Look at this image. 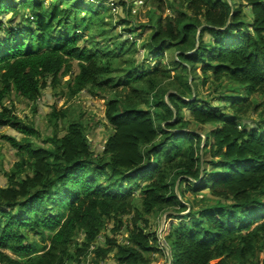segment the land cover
Here are the masks:
<instances>
[{
    "label": "trees",
    "instance_id": "trees-1",
    "mask_svg": "<svg viewBox=\"0 0 264 264\" xmlns=\"http://www.w3.org/2000/svg\"><path fill=\"white\" fill-rule=\"evenodd\" d=\"M101 1L0 0V130L24 134H2L20 160L0 186V264L79 263L91 252L96 263L113 254L118 264H152L166 248L150 217L167 211L182 219L164 237L170 264H264V0H180L189 11L159 15L147 42L153 58L177 52L170 66L139 68L131 56L117 81L111 61L126 48L137 51L133 43L80 44L85 31L106 25ZM74 61L69 97L116 89L104 94L114 132L100 154L84 124L56 107L50 146L35 147V126L5 102L16 93L36 103L72 73ZM199 67L204 83L212 76L243 94L223 96L226 109L207 103ZM192 123L211 128L202 135ZM204 191L212 201L199 198ZM188 194L195 202L184 200ZM110 220L114 233L126 229V241L98 243ZM31 234L39 240L29 241Z\"/></svg>",
    "mask_w": 264,
    "mask_h": 264
},
{
    "label": "rangeland",
    "instance_id": "rangeland-1",
    "mask_svg": "<svg viewBox=\"0 0 264 264\" xmlns=\"http://www.w3.org/2000/svg\"><path fill=\"white\" fill-rule=\"evenodd\" d=\"M90 1H94V3L98 2V0ZM48 2L49 1H47V3ZM100 4L103 5L100 10L103 14L105 13L104 21L106 25L100 26L96 29V32L94 31L95 33L85 31V36L80 39V44L84 45L86 40H89L91 45H96L98 48H102L103 46V49H105L107 45L109 48H112L115 44L129 41L133 43L131 46L137 49V51H133V54L131 55L130 49L128 50V48H126L121 57L112 59V76L115 78V81L120 78L119 74H122V70L125 68L122 61L130 58L131 56V58H135L136 64L139 68L144 66L146 69L151 70L161 61L169 64L170 66L171 61L176 58L177 52L169 51L163 55L164 57L153 58L148 55L149 49L147 47V42L154 30L152 24L155 23L154 21L158 19L159 15H177L181 12V10L189 11L188 8L181 6L180 0H102ZM246 11L249 14V7H246ZM249 17H251V14H249ZM95 34H97V44L93 43L92 36ZM206 39L208 40L210 37L207 35ZM73 64L72 73L63 77L62 84L56 89L50 86L44 88L42 90L41 97L36 103L29 102L16 93H13L12 98H7L5 102L7 105H14L17 115L23 121H26L29 124L31 123L35 126L38 133L36 137L31 138L35 147L50 146V143L47 140L53 134L54 126L49 121V114L52 112L54 107H56L58 109L68 110L69 118L78 120L84 124L92 149L96 154H100L104 150L108 138L114 132L112 125L106 118L107 99L104 97V94L115 96L116 89L111 87L107 92L103 93V95L93 94L86 89L75 97H69L68 85L71 83V76L76 75L79 72L78 62L74 61ZM175 73V71H172V75ZM198 73L200 74V78H198L196 82L199 86L200 98L205 100L207 103L212 105H221L224 109H226L230 101L229 98L224 99L223 96H236L243 94V92H240L235 85L227 83L226 80L217 83L214 81L212 76L208 78L206 83H204L205 78L201 67H199ZM118 90L125 93L124 86H120ZM128 91L129 88L127 92ZM171 91L172 90L169 92ZM169 92L166 95V99H168ZM147 98L149 101L152 100L150 95H148ZM143 107L147 106L143 105ZM262 108H264V103ZM183 114L186 118H189L188 110L184 111ZM261 118L262 116L259 113L254 114L251 117V123L254 126H257L256 124L260 122ZM261 123L264 126V121H261ZM66 126L67 121H63L60 126L61 135L66 133ZM191 127L200 130L202 135H204L203 129L209 130L211 128L207 125L202 126L195 123H192ZM2 134L16 136L19 140L24 137V134L12 127H4L0 130V186H6L8 185L6 173L10 172L14 168L16 162L20 160V157L17 155V150L12 147L10 142L2 138ZM114 188L119 190V187L117 186ZM176 191L178 195L181 196L178 188ZM203 197H208L209 201L213 200V198L209 197V194L206 191L200 193L199 198ZM184 200L195 202V196L188 194ZM189 210L180 214H186ZM167 212L150 217L151 230L158 232V235L165 246L167 245L164 237L170 232L173 226H177L182 220L175 217H168L169 214H167ZM177 214L178 213L174 212L171 215ZM125 220L127 223L129 222L128 218H125ZM115 223L116 222L114 220H110L108 222L107 229L103 230L99 235L97 240L98 243L106 245L107 236H116L120 241H126L128 239L129 233L126 229H123L120 233L113 232V228H115L116 225ZM83 238L84 234H81L75 243L80 244ZM36 240H39V238L31 234L29 241L33 242ZM94 247L95 246H93L92 249ZM6 252L16 257L10 251ZM168 254L169 251L167 250L165 253L158 254L157 260H155L152 264H169L170 260L167 257ZM94 258L95 254L91 252L87 258H82L79 263L69 262L67 264H118L113 257V254H111L106 260L100 261L99 263H96L93 260ZM261 260H264V252L261 253Z\"/></svg>",
    "mask_w": 264,
    "mask_h": 264
},
{
    "label": "water",
    "instance_id": "water-1",
    "mask_svg": "<svg viewBox=\"0 0 264 264\" xmlns=\"http://www.w3.org/2000/svg\"><path fill=\"white\" fill-rule=\"evenodd\" d=\"M167 101H168V99H167ZM168 103H169V101H168ZM172 213H174V212H167V214H172ZM165 246V245H164ZM165 248H166V250L167 251H169V249L167 248V246H165ZM170 264V263H169Z\"/></svg>",
    "mask_w": 264,
    "mask_h": 264
}]
</instances>
